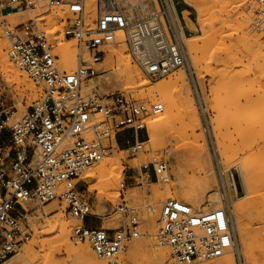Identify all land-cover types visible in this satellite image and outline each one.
Here are the masks:
<instances>
[{
	"label": "built area",
	"instance_id": "obj_1",
	"mask_svg": "<svg viewBox=\"0 0 264 264\" xmlns=\"http://www.w3.org/2000/svg\"><path fill=\"white\" fill-rule=\"evenodd\" d=\"M258 2L264 20V0ZM88 9L87 0H0V28L9 58L42 88L16 122L10 120L0 95V264L20 253L32 238L31 217L46 203L57 200L65 205V213L77 221L71 240L88 243L109 264H121L126 243L141 235L140 214L157 212L151 205L129 206L122 201L115 208L124 219L118 228L97 225L94 201L82 175L109 155L121 138L132 142L135 152L143 151L145 141L139 140V132L146 129L144 120L162 113L163 104L122 91L88 94L84 86L98 76V66L121 37L133 62L151 80L179 68L190 69L191 31L175 0H95L93 13ZM15 10L42 15L62 10L61 34L75 43L76 67L61 69L58 45L43 22L31 18L11 25L8 19ZM197 102L207 125L199 95ZM140 170L146 179L162 183L171 179L164 158L151 156ZM127 180L135 178L129 175ZM158 213L156 240L170 250L174 264H197L229 252L241 262L225 199L220 207L202 212L182 200L166 198Z\"/></svg>",
	"mask_w": 264,
	"mask_h": 264
},
{
	"label": "rangeland",
	"instance_id": "obj_2",
	"mask_svg": "<svg viewBox=\"0 0 264 264\" xmlns=\"http://www.w3.org/2000/svg\"><path fill=\"white\" fill-rule=\"evenodd\" d=\"M200 1H202L206 6L205 8L208 9H206L208 12L207 16L209 21L212 19V24H210V26H208L207 28L209 29V32L214 33L212 38L216 39L215 41H212L211 38L208 42H206L208 44L203 43V40L205 39V31L203 30L202 25L198 20V8L190 3L186 4L187 2H185V0H175L178 11L186 9L188 11L187 17L191 18L195 23V32L188 33L187 35L188 37L194 36V39L192 41L187 40V45L191 55V66L190 69H184L191 90V95L193 97L199 118L201 120V126L196 129L195 132L196 134L202 133L206 137L210 152L215 185L221 193L222 199H225L228 202L231 209L232 222L236 232L241 262L238 261L237 257L234 254H228H232L235 264H264V203L262 199L258 197L250 213H248L246 209L244 213H247L242 214L241 223L243 227L247 228L250 239L249 248L245 251L242 246L241 236L238 230V222L233 207L234 202H232L231 199L232 194L230 185L228 180L226 182V174H230L229 171L231 170L236 178L238 186V196L243 198H247L250 195V190L248 191L249 188L247 183H264V97L261 102L257 103V105L247 104L249 100L257 98V94L255 93L248 100H245L243 98L240 99L239 102L243 107H245L246 111L244 114L245 120L242 121L241 125H238L234 122L231 125V122H229V117L232 114L236 113L233 111V106L236 101L232 97L237 94V89H229V87L226 85V81L228 80L225 77L223 79L221 77L223 75L216 74L218 72L220 74V70H222L219 69L217 71V68H224V66L222 65H224L225 63V57L233 55L234 53L236 54L239 52H243L246 55L245 57L247 59L243 57V60L240 64L236 63L234 65H231L228 67V69H235L244 73L247 72V74L249 75V80L253 81L255 87L260 85L264 87V20L259 14L260 7L258 0H241L242 3L238 2L237 4L240 5L237 6V4H235L236 7H234L235 5L233 4V0L230 3L229 0H227V3H225L223 7H220L221 5L217 4L218 2H215V0ZM210 1L213 3H211ZM235 1L238 0H234V2ZM231 4L234 5L232 6L233 9H230ZM15 11L17 12L16 14L21 12L22 16L25 15L27 20L35 17L33 13L37 15V18L35 19L39 22H43L42 25H45L43 27H45L51 33L52 38L58 45L59 53L61 55L60 47L64 46L68 42L65 41L63 35L61 34L62 24L60 22V18L63 16L62 10H58L60 12L58 14L54 10H52L45 15L38 14V12L29 10ZM89 11L90 9H88V12ZM226 11H228L229 13H227ZM38 15L43 17L51 16V20H48V18L40 19L38 18ZM224 18L226 21L224 20ZM13 21V17H10L8 19V22L11 25H16L13 24ZM22 22L25 21H19V23ZM239 25H241L243 29ZM213 28L214 30H212ZM239 28H241L242 30H240ZM244 30H246L245 33L243 32ZM0 39L5 42L8 49V44L1 28ZM193 43H197L199 49L193 50L192 48H190V44ZM132 63L134 62L132 61ZM13 65L19 68L14 63ZM179 70L180 69L172 71L168 75L152 81L155 83L163 80L168 81L171 75L173 76V74H177ZM28 80L32 81L29 76ZM32 83L34 85V87L32 85L34 90L31 89L30 91V89L22 86H20L21 90L17 89V83L11 79H6L2 71L0 70V95L3 101V108L10 110L9 115L11 116L10 120L12 122L18 121L23 115H25L29 110L32 102L40 95V93H42V88L37 86L33 81ZM121 91L127 92L133 95L134 98L145 102H161L159 98L152 99L151 97L142 95L139 91L135 90L126 91L124 89H121L116 92ZM96 92L100 96H102L100 92ZM197 95L202 98V101L204 103V107L206 110L205 116L208 120L207 125L204 122V114L197 102ZM153 116L156 115H149L148 117H146L144 120L145 124H147V120H149ZM180 119L181 117H178L175 122H173V124L167 129V131H165V138L167 143H165L158 149L151 150V147L147 143H145L143 145L144 150L137 153L134 151V149L129 148L132 146V142L129 144L124 143L123 138H121L122 143H119L118 147L113 145V148L110 151L109 155H107V157L115 154L123 161V163L127 165V168L125 169V185L124 187L119 185L118 192L116 191L117 193H114L115 191H113V193L116 195L115 198L109 199L107 202L105 201L106 199H108L106 193L101 194L98 189L89 187L90 197L94 201L93 211H96L97 205L99 204H102L103 211H101L103 213H107L109 210H111L107 215L103 216L96 214V217L94 218L97 223H102L105 228L106 225L104 223H106V221L108 223H111V225L109 226V228L111 229L118 228L124 222L123 217L115 211V208L120 203H122V201H125L129 206L151 205L157 209V212L155 213L149 211L145 213L142 212L140 214V218L142 220L141 235L138 238L132 239L131 241L126 243V246L122 250L119 258L121 264H150L149 253L150 250H154L153 248L155 247V249H166L167 258L165 259V264H174L170 250L165 246L159 245L155 238V235H152L151 231L148 230L147 220L151 216H154L158 220V210L160 208L161 202L166 198H173L172 196L174 195L181 196L182 187H186L190 184L187 183V179L193 177V174H195V177L199 176L197 168L193 163V159L190 156L191 154L188 142V135L190 134V132L187 135L188 132L184 131V129L182 128L183 124ZM218 122H220L223 127L218 124ZM247 122L250 124H248ZM217 125L221 126V133H219V129H215V127L218 128ZM217 134H221V138L226 142V152L229 159L223 158L219 153L216 139ZM139 136L140 141L147 140L148 135L146 129L139 132ZM246 137L247 141H249L250 144H246ZM259 137L260 144L253 146V141L259 139ZM151 156L164 158L168 161L171 175V179L169 182H157L154 178L146 179L142 175L140 166L142 163H144V161L150 159ZM173 158L176 159V165L179 167L178 170H175L173 166ZM248 160H253L256 162L252 163L253 161L249 162ZM244 165H247L249 167L248 176L250 177H246V174L242 172ZM250 173H252V176ZM129 175H133L135 180H131L128 182L127 179ZM91 181L92 179H86L87 184L89 182L91 183ZM227 183L229 185V188L227 186ZM122 198L124 200H122ZM53 202L59 204L57 200ZM50 203L41 205L39 207L40 210L36 211L32 215L31 224L33 235L32 238L25 244V246L31 244V246L35 249H39V239L43 238L39 235V232L43 229L42 222H44V220H50L51 216L55 214V212L59 211L61 207V205L59 204V207H57L55 211H46L44 206ZM207 205H209V203H207ZM249 216H251V219H253L252 225H250L249 223ZM67 221L69 224L68 228L71 231L72 227L77 223V221L73 219L69 214H67ZM137 241L148 242L149 251L145 250L141 253L131 254V252L128 250V246ZM73 243L76 245L87 244L75 242ZM54 257L59 262L66 261L67 264H71V262L68 261L65 250L62 247L56 248L54 250ZM19 260L20 255L18 254L15 255L12 260L10 259V261H8L6 264H17ZM106 262L107 264H109L108 261ZM206 262H200L197 264H204Z\"/></svg>",
	"mask_w": 264,
	"mask_h": 264
},
{
	"label": "bare ground",
	"instance_id": "obj_3",
	"mask_svg": "<svg viewBox=\"0 0 264 264\" xmlns=\"http://www.w3.org/2000/svg\"><path fill=\"white\" fill-rule=\"evenodd\" d=\"M87 1H88V6L90 8L89 12L93 13L95 0H87ZM199 1L185 0V2L195 5L198 8L199 10L198 20L200 21L202 28L205 31V39L203 40V43L208 44L206 42H208L214 35V33L209 32V29L207 28L208 26H210V24H212V19L210 18L211 20L209 21L207 16L208 9L205 8L206 6L203 4L202 1L200 2ZM201 2L203 5L201 4ZM215 2H218L217 4L221 5L220 7H223L224 4L227 3V0L224 1L215 0ZM230 2H232V0L231 1L229 0V3ZM238 2L242 3L241 0L235 2L233 0L234 5L237 4ZM234 5L231 4L230 9H233L232 6ZM239 5L240 4H237V6ZM234 7H236V5ZM18 11H24V10H18ZM228 11L226 12L229 13ZM16 13L17 12L15 11L10 16L13 17L14 20L13 24L17 25L20 20L22 21L24 20L26 22L27 19L25 15L22 16L21 12H19L18 14ZM33 15L35 17L32 18H37V15H35L34 13ZM184 16L186 18L187 25L189 26L191 31L195 32V28L192 25L193 23H191L187 17V12H184ZM50 17L51 16L48 17L39 16L38 18L40 19L48 18V20H51ZM239 26L242 28L241 25ZM241 28L239 29L242 30L243 28L242 29ZM212 30H214V28ZM245 31L246 30H244L243 32L245 33ZM2 39H0V70L2 71L4 77L6 79H11L14 82H16L17 86L19 87L18 88L16 86L17 89L21 90L20 86H22L30 89V91L31 89L34 90L33 89L34 85L32 81L28 80V76H27L28 74H26L23 70H20L21 68L19 69L15 67L11 62L8 54L7 45ZM193 39L194 36H189V37L187 36L188 41H192ZM215 40L216 39L212 38V41ZM190 48H192L193 50H197L199 49V46L197 43H193L190 44ZM60 49H61L60 62L61 61L63 62V63L61 62V69L63 70L74 69L77 64L76 48L74 42L68 41L64 46H61ZM127 49H128L127 45L124 39L121 37L119 39V45L115 48H112L111 51L105 57L104 61L98 66V71H99L98 76L90 80L87 84H85L84 91L88 94L92 93L93 91H98L102 94V96H106L121 89H124L126 91L135 90V91H139L142 95L151 97L152 99L159 98L164 106V111L147 120L146 131L148 138L147 140H145V143H147L151 147V150L158 149L162 145L167 143L165 138V131H167V129L173 124V122H175V120L178 117H181L180 120L183 124L182 128L184 129V131L188 132L187 135L190 132V134L188 135L189 149L191 154L190 156L193 159V163L196 166L197 172L199 174V176L196 177L195 174H193V177L187 179L188 180L187 183L190 184L187 185L186 187H182L181 196L174 195L172 197L177 198L179 200L181 199L182 201L184 200V202L186 201V203L188 202V204H191L195 210L202 212H206L211 209L220 207L222 205L221 204L222 195L219 192L214 182L213 168H212L210 152L206 141V137L202 133L196 134L195 132V130L201 126V120L199 118L198 111L195 106V102L191 95V90L189 87L185 70L183 68H179L180 69L179 72L175 75L173 74V76L171 75L168 81L163 80L155 83L143 72V70L139 65L132 63L133 60L131 61L132 58L128 53ZM242 53L240 52L236 54L234 53L233 55L225 57L226 58L224 60L225 63L224 65H222L224 66V68H217V71L219 69H222L220 70L221 73L219 74V72L218 73L214 72L218 75H223L221 77L223 79L225 77L228 80L226 81V85L229 87V89H235V88L237 89L236 90L237 94L232 97L236 101L233 106L234 109L233 111L236 113L232 115L230 114L231 116L229 117L230 120L229 122H231L230 123L231 125L233 124V122L238 125H241L242 121L245 120L244 114L246 111H245V107H243L240 104L239 102L240 99L243 98L245 100H248L255 93L257 94L256 96L257 98L249 100L247 104L257 105V103L261 102L264 97V87L261 85L255 87L253 81L249 80L248 78L249 75L247 74V72L244 73L237 71L235 69L234 70L228 69V67L231 65H234L236 63L240 64L241 61L243 60V57L246 58L245 57L246 55ZM218 124L221 125L220 122H218ZM217 126L218 128L214 126L215 129H219V133H221L220 127L222 125L221 126L217 125ZM220 135L218 134L216 135L217 147L219 153L222 155L223 158L229 159L227 157V152H226L227 151L226 142L221 138ZM245 140H246L245 141L246 144L247 143L250 144V142L247 141V137L245 138ZM259 144H260V137L259 139L254 140L252 145L256 146ZM114 145L118 147L117 143H115ZM129 148L131 149V147ZM148 161L149 159L147 161H144V163H147ZM248 161L251 162L253 160H248ZM255 162L256 161H253L252 163ZM172 163L175 170H178L179 167L176 165L175 158H173ZM126 168L127 165L123 163V161L118 156L112 154L111 156L109 157L106 156L101 161L89 166L85 170L82 176L87 180L92 179V181H94L88 183V185H90L88 186V190L89 187H91L93 189H98L101 194L106 193L108 199H106L105 201L108 202L109 199H113L116 197L114 193L118 192L119 185L120 186L124 185ZM248 168L249 167L247 165H244L242 170V172L246 174V177L248 176L249 173ZM229 173L230 174H226L227 175L226 182L228 180L230 185V190L232 194L231 199L232 202H234L233 207L238 222V230L241 236V243L244 250L246 251L249 248L250 239L247 228L242 226L241 217L242 214L246 211V209L247 212L250 213L258 197L261 198L264 203V183H247L249 188L248 191L250 190L249 191L250 195L247 198H243L238 196V186L233 172L230 170ZM250 174L252 176V173ZM229 185L227 183L228 188ZM113 191L115 192L113 193ZM58 203L60 204V202ZM207 203H209V205H207ZM59 204H57L56 202H52L50 204L45 205L44 207L46 211L52 212L55 211L57 207H59ZM99 205H97L96 211L94 210L95 214L104 216L111 211L109 210L107 213H102L101 210L99 209ZM39 210L40 208L38 207L36 211ZM248 220L250 225H252L253 219H251V216L248 217ZM42 223H43V229L41 231L39 230L40 231L39 235L43 238L39 239V243H38L39 249H35L34 247L31 246V244L27 246L24 245L25 247L23 246L24 248H22V251L18 253L20 255V260L17 262V264H50V263L67 264L66 261L59 262L54 257V250L56 248H61V247L65 250V253L67 254L68 257V261H70L71 264H107L106 262L107 260L97 256V254L93 251L92 247L88 245V243L82 245H76L71 241L70 239L71 231L68 228L69 224L67 221V214L65 213V205H61L60 210L55 212V214L51 216L50 220L47 221L44 220V222ZM104 224L106 225V228H109V226L111 225V223H108L107 221ZM159 225H160V217L158 220L154 216L148 218L147 228L149 231H151L152 235H155V238L157 231L159 229ZM155 248H153L154 250H150L149 263L165 264L164 262L165 259L167 258L166 249L163 248L155 249ZM148 249H149V244L146 241H137L128 246V250L131 252V254L141 253ZM229 253L234 254L233 252H229ZM232 254L227 253L221 256V258L220 257L215 258L218 260L212 259V261L208 260L210 262H206V261L203 262H206L204 264H235ZM14 257L15 256H13V258ZM13 258L11 257L10 259L12 260ZM10 259L8 261H10Z\"/></svg>",
	"mask_w": 264,
	"mask_h": 264
},
{
	"label": "crops",
	"instance_id": "obj_4",
	"mask_svg": "<svg viewBox=\"0 0 264 264\" xmlns=\"http://www.w3.org/2000/svg\"><path fill=\"white\" fill-rule=\"evenodd\" d=\"M186 4H189V3H186ZM182 12H183V14H184V12H187V13H188V11H187L186 9H183ZM184 18H185V16H184ZM188 19L190 20L191 23H193L192 25H193L194 28H195V23L193 22V20H192L191 18H189V17H188ZM185 22H186V25H187L186 18H185ZM187 27H188V29L191 31V29L189 28L188 25H187ZM191 32H193V31H191ZM99 209L102 210V204L99 205ZM102 211H103V210H102ZM102 211H101V212H102ZM102 213H103V212H102ZM88 221H90V220H88ZM100 224H101V223H97V225H100Z\"/></svg>",
	"mask_w": 264,
	"mask_h": 264
},
{
	"label": "trees",
	"instance_id": "obj_5",
	"mask_svg": "<svg viewBox=\"0 0 264 264\" xmlns=\"http://www.w3.org/2000/svg\"><path fill=\"white\" fill-rule=\"evenodd\" d=\"M119 143H120V144L122 143L121 140H119Z\"/></svg>",
	"mask_w": 264,
	"mask_h": 264
}]
</instances>
